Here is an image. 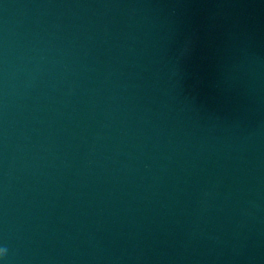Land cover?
<instances>
[{
    "label": "water",
    "instance_id": "95a60500",
    "mask_svg": "<svg viewBox=\"0 0 264 264\" xmlns=\"http://www.w3.org/2000/svg\"><path fill=\"white\" fill-rule=\"evenodd\" d=\"M6 264H264V0H0Z\"/></svg>",
    "mask_w": 264,
    "mask_h": 264
},
{
    "label": "clouds",
    "instance_id": "9594fccd",
    "mask_svg": "<svg viewBox=\"0 0 264 264\" xmlns=\"http://www.w3.org/2000/svg\"><path fill=\"white\" fill-rule=\"evenodd\" d=\"M7 256L8 248L6 246H0V264H6Z\"/></svg>",
    "mask_w": 264,
    "mask_h": 264
}]
</instances>
